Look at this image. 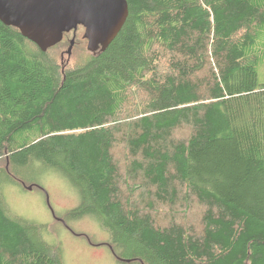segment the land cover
<instances>
[{
	"label": "trees",
	"instance_id": "16d2710c",
	"mask_svg": "<svg viewBox=\"0 0 264 264\" xmlns=\"http://www.w3.org/2000/svg\"><path fill=\"white\" fill-rule=\"evenodd\" d=\"M126 1L109 45L75 59L72 32L43 51L0 21V264H65L5 199L42 172L114 264H264V0Z\"/></svg>",
	"mask_w": 264,
	"mask_h": 264
},
{
	"label": "rangeland",
	"instance_id": "374dc122",
	"mask_svg": "<svg viewBox=\"0 0 264 264\" xmlns=\"http://www.w3.org/2000/svg\"><path fill=\"white\" fill-rule=\"evenodd\" d=\"M83 27H78L76 37L67 56L75 59L86 50V39ZM69 34V38L71 37ZM258 81H264V61L257 70ZM39 175V174H38ZM37 177V174L34 175ZM39 187L31 190L23 185L11 184L5 187L4 195L10 211L16 215L49 225L48 239H54L62 249L65 264H114L115 259L106 246L108 233L100 228L91 217L62 222L59 215L76 207L79 202L77 191L55 173L42 172L39 176ZM54 228V229H53ZM55 230V232H54Z\"/></svg>",
	"mask_w": 264,
	"mask_h": 264
},
{
	"label": "water",
	"instance_id": "95a60500",
	"mask_svg": "<svg viewBox=\"0 0 264 264\" xmlns=\"http://www.w3.org/2000/svg\"><path fill=\"white\" fill-rule=\"evenodd\" d=\"M127 15L126 0H0V21L19 29L43 51L72 32L68 56L78 27L84 29L86 49L95 53L109 45Z\"/></svg>",
	"mask_w": 264,
	"mask_h": 264
}]
</instances>
